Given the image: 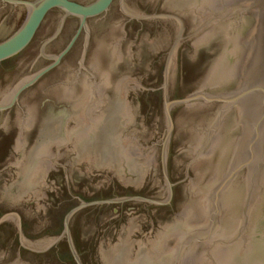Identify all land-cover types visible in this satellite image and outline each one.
<instances>
[{
	"label": "water",
	"instance_id": "obj_1",
	"mask_svg": "<svg viewBox=\"0 0 264 264\" xmlns=\"http://www.w3.org/2000/svg\"><path fill=\"white\" fill-rule=\"evenodd\" d=\"M3 1L20 5L13 15L12 6L0 1V62L30 45L51 10L57 8L64 14L56 33L40 47L41 54L53 61L22 78L0 101V127L8 131L18 127L13 148L21 153L20 160L0 169V196L29 202L35 210L42 211L45 207L40 198L47 197L46 189L59 188L54 179L49 180L48 173L63 167L69 192L81 200L67 212L61 235L27 238L17 212L3 215L0 222L15 221L24 247L45 251L66 236L77 264H83L70 230L71 217L80 208L130 200L169 203L173 185L182 181L173 183L168 173V149L174 127L172 108L198 99L224 101L226 105L214 119L206 141L188 169L209 145L232 107L238 109L242 135L222 181L209 194V222L182 240L176 264H180L192 241L206 240L219 230L223 195L246 166V196L237 231L230 240L214 241L212 247L220 242L231 243L247 230L264 184V0H156L169 9L160 14L132 12L121 0L117 16L104 15L93 26L87 24L88 19L106 13L115 0ZM238 9L253 10L257 23L247 40V54L236 89L216 94L199 90L169 100V69L179 44ZM157 16L177 19L181 24L179 34L165 41L154 35L134 41L127 37V19ZM154 88H162L165 94L167 125L162 132L147 126L140 116L138 96L141 91ZM73 169L88 178L104 173L105 179L98 187H106L112 177L133 186H140L149 178L155 182L145 195L86 201L75 190Z\"/></svg>",
	"mask_w": 264,
	"mask_h": 264
},
{
	"label": "rangeland",
	"instance_id": "obj_2",
	"mask_svg": "<svg viewBox=\"0 0 264 264\" xmlns=\"http://www.w3.org/2000/svg\"><path fill=\"white\" fill-rule=\"evenodd\" d=\"M125 6L139 14L169 12L168 7L156 0H125ZM121 7V0H115L106 13L89 18L87 24L95 25L104 15L114 18ZM63 14L60 9L51 10L30 45L0 62V101L22 78L53 61L41 54L40 47L56 33ZM256 23L253 10L238 9L179 44L170 64L167 98H182L199 90L216 94L236 89L247 54V40ZM124 29L133 41L147 35L165 41L179 34L181 24L172 17H132L125 21ZM138 99L142 122L162 132L167 125L163 89L143 90ZM225 105L224 101L198 99L173 106L168 173L173 183L182 181L173 185L169 203L137 200L101 203L82 207L73 214L70 230L83 264H176L182 240L209 222V194L222 181L242 135L238 109L232 107L209 145L188 169ZM18 134L17 126L10 131L0 127V169L20 160L21 153L13 148ZM247 171V166L242 168L223 195L219 230L206 240L192 241L180 264H264V184L247 230L231 243L220 242L212 247L214 241L230 240L237 231L244 209ZM48 178L54 179L59 188L46 189L47 197L40 198L45 207L42 211L35 210L29 202L0 196V219L8 212H17L22 233L30 239L61 235L67 212L81 201L69 192L63 167L49 171ZM72 179L78 196L86 201L145 195L155 182L149 178L142 185L133 186L112 177L106 187H98L105 179L104 173L88 178L77 169H73ZM0 264H77V261L66 236L45 251H34L21 244L15 221L5 220L0 222Z\"/></svg>",
	"mask_w": 264,
	"mask_h": 264
},
{
	"label": "flooded vegetation",
	"instance_id": "obj_3",
	"mask_svg": "<svg viewBox=\"0 0 264 264\" xmlns=\"http://www.w3.org/2000/svg\"><path fill=\"white\" fill-rule=\"evenodd\" d=\"M5 6H8V5H11L12 6V14L14 15V14H16V12H17V9L19 8V5L20 4H14V3H11V2H7V1H3V0H0ZM70 16H73V15H70ZM47 17V16H46ZM75 17H77V16H75ZM79 18V17H78ZM46 19V18H45ZM45 21V20H44ZM43 24V23H42ZM41 24V25H42ZM41 27V26H40ZM40 29V28H39ZM39 29H38V31H39ZM38 31H37V33H38ZM37 33H36V35H37Z\"/></svg>",
	"mask_w": 264,
	"mask_h": 264
}]
</instances>
